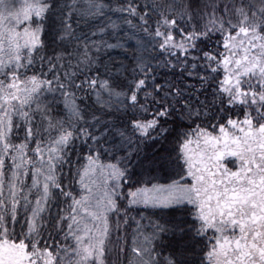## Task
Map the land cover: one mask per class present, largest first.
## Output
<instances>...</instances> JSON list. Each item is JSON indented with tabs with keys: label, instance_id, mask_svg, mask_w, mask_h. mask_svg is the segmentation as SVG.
Here are the masks:
<instances>
[{
	"label": "snow or ice",
	"instance_id": "snow-or-ice-1",
	"mask_svg": "<svg viewBox=\"0 0 264 264\" xmlns=\"http://www.w3.org/2000/svg\"><path fill=\"white\" fill-rule=\"evenodd\" d=\"M0 264H264V0H0Z\"/></svg>",
	"mask_w": 264,
	"mask_h": 264
}]
</instances>
